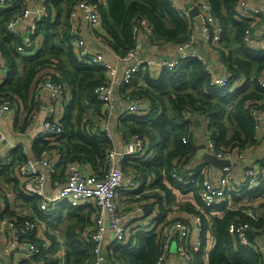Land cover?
<instances>
[{
  "label": "trees",
  "instance_id": "obj_1",
  "mask_svg": "<svg viewBox=\"0 0 264 264\" xmlns=\"http://www.w3.org/2000/svg\"><path fill=\"white\" fill-rule=\"evenodd\" d=\"M81 1L97 4L105 31V43L121 56H125L134 46L132 27L136 19H145L150 24L152 32L149 42L175 46L189 39L190 22L170 0H105L104 3L101 0H53L49 10L54 8L57 11V19L49 17L39 23L38 36H43L41 49L34 56L22 57L17 49L20 35L9 34L6 29L17 9H6L0 5V53L6 61L8 77L0 86V97L12 98L16 102L18 99L25 102L28 97L32 98L37 74L43 70L49 72L53 65L58 66L61 78L67 84V91L72 94L70 100L67 96L66 112L61 120L65 132L57 140V145L51 147L49 142L41 141L38 143L41 146H35L36 156L48 151L53 153L51 148L60 153L57 173L50 182L57 183V186L65 184L68 168L75 163H84L86 166L92 162L98 163L101 168L98 175L102 177L108 151L113 148L104 129L103 132L100 128L103 119L99 117L103 115L104 107L94 93L96 87L104 82V69L79 61L70 47L69 19L74 6ZM208 1L224 27L221 43H225L229 51L224 67L233 79L243 77L242 86L233 92H230V87L215 88L211 85L212 77L207 73L206 64L195 58L181 60L174 72L163 70L156 79H152L148 71L143 73L142 81L136 80L135 84L140 86L135 92L149 101L152 112L147 116L122 115L116 130L119 125L124 128L122 134L125 144L133 136L146 139L148 151L154 154V158L142 161L127 157L124 171L137 176L138 181H141V174L152 176L153 186L159 189L162 181L167 179L183 193L191 194L194 205L189 212L202 221L201 248L193 253L192 264H264L263 256L255 249L235 242L231 231V227L238 222L237 218L243 223L257 224L261 230L264 220L252 222L245 215L246 208H228L227 203L206 208L199 196L200 186H195L198 182L201 185L203 180V176L192 169L198 152L194 134L202 121H208V131L216 151H246L258 144L256 124L249 109L256 101L264 105V89L256 81V76L264 71V51L251 50L243 44L248 25L240 20L236 12L238 0ZM63 16L64 24L61 20ZM61 24L65 29L61 30V34L56 33ZM21 60L26 64L23 77L18 79ZM89 110L92 111L91 115ZM195 119L200 121L198 127L195 126ZM97 130L99 136L94 133ZM184 138L188 141L185 142ZM12 154L15 164L27 158L21 148L14 149ZM175 169L183 180L189 182L188 185H183L172 175ZM14 172V166L0 165V176L11 179L17 188L15 192L18 198L30 201L38 208L37 197H27L21 193L20 182ZM253 193L259 195L261 202L258 208L264 210V182L256 191L244 193V196L251 197ZM232 195L234 203L240 202L235 192ZM154 196L159 203L166 200L165 197L162 200L159 194ZM144 198L145 195H141V199ZM167 202L172 204L169 197ZM12 207L11 201L5 197L4 210L10 212ZM163 210L161 219H164ZM57 213L61 216L66 213L67 217L63 231L65 264H86L92 257L93 243L81 233L91 226L96 209L91 205L75 208L63 203ZM207 232L212 234L214 241L208 257L204 251ZM49 237L54 244L52 253H55L60 242ZM123 244L113 243L110 248L117 264H157L161 257V241L155 234L141 233L137 229ZM46 263L59 264V260L51 255L47 257Z\"/></svg>",
  "mask_w": 264,
  "mask_h": 264
},
{
  "label": "built area",
  "instance_id": "obj_2",
  "mask_svg": "<svg viewBox=\"0 0 264 264\" xmlns=\"http://www.w3.org/2000/svg\"><path fill=\"white\" fill-rule=\"evenodd\" d=\"M38 3L42 9L38 16L31 23L25 36L16 32L18 26L29 17L30 11L23 9L16 13L6 25L7 32L13 35H20L21 41L17 47L20 54L29 55L38 43L35 40L38 37L39 23L45 18L53 15L49 7L53 6V0H33ZM174 7L184 16L188 22L197 19L201 27V39L204 47L212 46L215 48V54L218 57L219 66H224L222 62L221 51L223 46L221 39L223 37L224 27L218 21L214 14L212 4L208 0H190V5L185 8H177L176 1L170 0ZM0 5H5V0H0ZM191 11H197V16L193 17ZM236 12L241 21L248 27L245 31L243 44L253 49L259 46L264 50V0L261 6L253 5L251 0H238ZM133 29L134 46L125 56L117 54L111 46L104 44L105 31L102 26L101 16L97 4L89 1L78 2L71 11L69 19L71 29L70 47L75 52L77 59L88 65H96L104 69V82L96 87L95 96L103 104V119L101 130L104 129L109 137L113 148L108 151L105 172L100 178H87L85 176L86 165L84 163H75L69 166L66 181L63 186H55L50 190L46 187L50 183L53 175L57 173V165L60 159V153L45 152L34 158H25L24 161L15 164L13 147H6V136L0 131V165L14 166L15 175L19 179L21 193L27 197H37L39 216H31L21 209V203L17 197L12 198L10 212L4 210L5 196L0 193V234L4 235L5 244L0 250L1 255L5 256L10 264H47L46 259L53 255L59 260V264H65V246L62 242L57 245L58 249L52 253L54 246L49 236L53 234L49 219L57 214L63 203H68L71 207L80 208L91 205L96 209L95 226L88 233V240L93 243L92 257L86 264H108L117 261L111 256V246L113 243L123 244L129 236L130 226L125 222L126 216L118 213L120 209L119 196L122 192L133 190L137 176L126 174L124 171L126 158L131 157L142 161H151L154 154L148 151V142L141 136L131 137L124 149L119 150L115 147L113 137L109 133L110 122L117 117V110L120 106L124 107L125 116H147L151 111V104L140 93H136V80L142 81V74L149 72L152 79L160 76L163 70L174 72L181 60L195 58L206 64L207 73L212 77L211 85L218 89L230 87L233 92L242 86L243 77L233 79L227 71L222 75L217 74V69H213L208 64L207 54L195 50L196 40L193 28L189 31V39L173 46L176 58H162L160 56L141 57L144 50V44L149 42L152 28L145 19H136ZM260 22V24H258ZM85 28L91 34V37L100 45V51L90 49L85 37L80 33ZM112 57L109 59L107 55ZM228 56V55H227ZM4 58L0 53V68L4 66ZM58 66L53 65L51 70H43L37 74L35 83L34 98L38 101L47 98L48 116L42 122L41 137L49 142V146L57 145V140L64 134L65 129L61 120L65 115V105L67 101V84L64 82L61 71ZM61 78L59 80H55ZM257 83L264 89V71L256 78ZM12 99V98H11ZM7 97H0V118L13 114L17 107V102ZM249 109L251 117L256 124L257 146L240 151L233 149L231 151H216L214 142L210 138L208 131L203 130V140L205 148L209 154H212L219 160L228 161L230 164L221 169L208 164L205 160L192 169L195 173L203 176L200 186L199 196L206 208L227 203L231 208L234 204L232 193H236L240 202L238 207L246 208V216L250 221L264 220V210L258 206L261 199L257 193L244 196V193L256 191L264 182V105L260 101L253 103ZM38 110L35 107L30 114L29 125L36 124ZM206 128V127H205ZM103 131V130H102ZM103 131V132H104ZM99 136L98 130L94 132ZM185 142L188 141L184 138ZM257 153L255 158L251 155ZM208 166H204V164ZM194 173H192L193 175ZM172 175L183 185L189 182L182 179L179 172L175 169ZM233 179H235L233 181ZM0 188H4L0 185ZM256 200H260L256 203ZM24 204L22 205V207ZM20 207V209H19ZM16 209V210H15ZM237 210V208H236ZM260 211L261 217L258 216ZM231 227L235 236V242L241 246L255 249L263 256L264 261V226L259 229L256 225L243 223L238 220ZM187 219L175 220L165 226V240L163 244V256L157 264H164L171 240L177 238L178 256L181 264H186L189 257L201 248V226L202 221L194 216L193 228ZM142 232V228L139 227ZM195 236V242L191 241V234ZM110 233L113 237L111 244L106 245V237ZM254 239L251 240L250 236ZM173 236V239H172ZM0 264H2L0 262Z\"/></svg>",
  "mask_w": 264,
  "mask_h": 264
},
{
  "label": "crops",
  "instance_id": "obj_3",
  "mask_svg": "<svg viewBox=\"0 0 264 264\" xmlns=\"http://www.w3.org/2000/svg\"><path fill=\"white\" fill-rule=\"evenodd\" d=\"M175 1L177 8L185 9L190 5V0H175ZM251 1L255 6H261L263 3V0H251ZM100 2L104 3L105 0H101ZM3 7L6 9H14V10L17 9L16 13H20L23 9H27L30 11L29 17L25 19L16 29V32L21 34L22 37L25 36V32L28 26L31 23H33L34 19L38 16V14L42 9V7L33 0H5V5ZM49 17L52 19V15H50ZM258 24H260V22H258ZM262 27H264V24L262 25ZM192 28H193L192 32L195 31V37H194L196 40L195 50H199L200 52L207 54L208 64L213 69H217L218 75H222L224 72H227L224 66L222 65L219 66V62L217 59L218 57L215 54V48L210 45L204 47V44L200 37L202 29L197 19L191 20L190 31L192 30ZM80 33L85 37L90 49H92L93 51L101 50L100 45H98L96 41L91 37L89 31L83 28ZM35 40L38 43L37 47L34 48L33 51L29 53V55L21 54L22 57H31L39 52V50L42 47L43 36H38L35 38ZM222 46H223V51H221V58H222V62H224L227 57V54L229 56V51L227 50L225 43L222 42ZM251 50L264 51L259 46H256ZM154 55L160 56L162 58H176L178 56V54L175 53L174 49L172 48V45L162 44L160 46V49L152 48L149 47L148 45H145V49L141 52V57L145 58ZM25 64L26 62H24L23 60L19 61L18 79L22 78L24 75ZM6 78L8 77H7V64L5 61L4 66L0 68V86L3 84ZM67 96L68 99L72 98V94L69 90L67 91ZM18 100L19 101L17 102L18 103L17 107L14 109L13 114L8 115L7 117L4 118H0V131L3 132L6 136L7 139L5 143L6 147H13L15 149L21 148L22 151L26 153V156H28L29 158H34L36 157L35 146L41 141H47L42 139L41 131H42V122L48 116V111H47L48 100L47 98H45L42 99V101H38L34 98L33 95L32 98L28 97L25 100V102L23 101V99H18ZM35 107L38 110L36 124L29 125L28 115ZM124 107H125L124 105L119 107V109L116 112L118 116H122V114L124 113ZM118 119L119 118L117 117L115 120L110 122L109 133L111 137H113L115 147H117L119 150H122L124 149L125 146L124 145L125 138L122 133L118 134L116 130L119 121ZM206 126H207V122L203 120L200 127L198 128L195 127V129L196 128L197 129L195 130V134H194L195 135L194 142L198 147V152L193 164L200 165L201 161H203L202 156L204 155L205 152H207V150L205 151V141L203 140V130L205 129ZM38 145L41 146V144ZM50 150L55 151L52 148ZM256 155L257 153L251 155V157L255 158ZM100 170H101L100 165L98 163L92 162V164H88L86 166L85 176L87 178H100L101 176L98 175ZM10 180H7L6 178L3 179L0 176V183L1 185L4 186V188H0V193L4 194V196L8 200H12V198L15 197L18 198V194L16 195L15 192L17 188L16 186H14L13 183H11L12 181ZM141 181L140 182L142 183V185L139 186L138 192H132V190L127 192H122L123 194L120 195L119 202L125 210L127 211L130 210L129 211L130 213L129 212L126 213L128 215H127V219L125 220V222L130 226L129 236H132L137 229L139 231L138 226L142 228V232L139 231L141 233L155 234L161 241V256H163V242L165 240V230H166L165 226L168 225L169 222L174 221V219L185 218L187 219V221H189L188 223L193 228L194 216L189 211H190V207L194 205L193 203L194 200L191 194L183 193L178 186L174 185L172 182H170L167 179L166 180L164 179L162 181L161 183L162 187H160V189L157 188V186H153L152 176L149 175L146 176L141 174ZM56 185L58 184L49 183L46 189L50 190ZM158 194L162 200L165 197L166 200L168 201V197H169V201H172V204H169L165 199L161 201V203H159L154 196ZM141 195H145V198L141 199ZM18 200L21 203V210L25 211L27 214L31 216H39L38 214L39 210H37L38 208L35 207L36 205L34 204L32 205V202L30 201L27 200L25 201L23 199L21 200L20 197L18 198ZM129 200H132L133 203L130 205H123V201H129ZM23 204L24 206L22 207ZM162 206H164L163 207L164 210L162 209ZM165 208H167V210ZM162 210L164 211L163 212L164 219L163 218L161 219ZM51 218L52 219L50 221V226L53 232L51 238L54 237L57 243L62 242L64 244L65 240H64L63 231L65 229L61 230L57 226L59 224H62L63 221L67 218L66 213L62 214V216L60 215V213H57L55 216ZM95 219L96 217L94 216L91 226L88 229L87 228L84 229V231L81 233L85 238H87L89 231H91L92 228L95 226ZM205 239H206V244L204 251H205V255H207L208 257V253L211 251L214 245L212 234L210 232H207ZM112 240H113L112 235L108 233L106 237V245L111 244ZM171 241L172 242L170 244V249L167 255L165 256L166 260L164 264H181L177 252L179 246L177 238ZM191 241L195 242V236L193 232L191 234ZM4 244H5L4 235L0 234V250L2 249ZM0 262L2 264H10L8 259L5 256L1 255V253H0ZM192 262H193V255L189 257V260L187 261L186 264H192Z\"/></svg>",
  "mask_w": 264,
  "mask_h": 264
},
{
  "label": "rangeland",
  "instance_id": "obj_4",
  "mask_svg": "<svg viewBox=\"0 0 264 264\" xmlns=\"http://www.w3.org/2000/svg\"><path fill=\"white\" fill-rule=\"evenodd\" d=\"M53 15H52V19L53 20H55V19H57V11L53 8ZM64 17L65 16H63L62 17V24H64L65 22L63 21L64 20ZM61 24V26H58V28H57V31H56V33H59V34H61V30H63V29H65V27H63V25ZM88 31V30H87ZM91 35V34H90ZM104 44H106L105 43V41H104ZM107 45V44H106ZM145 45H148L149 47H152V48H157V49H160V46L162 45V43H156V42H147V43H145L144 44V46ZM133 48V47H132ZM131 48V49H132ZM172 48H173V45H172ZM144 49H145V47H144ZM128 53V52H127ZM112 57L110 54H108L107 55V57L109 58V59H111L110 57ZM259 76V74L256 76V77H258ZM89 113H90V115L92 114V111L91 110H89ZM117 128V127H116ZM124 131V128L121 126V125H119V127H118V134L119 133H122ZM128 166V165H127ZM126 168V165H125V167H124V169ZM235 179H233V181H234ZM136 183H135V185H134V187H133V190H132V192H138V188H139V186H141L142 185V183L140 182V181H135ZM120 198V196H119V194H118V199ZM38 200H39V198H38ZM260 202V200H256V203H259ZM133 203V201L132 200H129V201H123V205H130V204H132ZM238 203H239V201L237 202V203H234V204H232L231 205V207H232V209H236L237 207H238ZM37 204H38V202H37ZM32 205H33V203H32ZM31 205V206H32ZM121 205V204H120ZM119 205V207H120V209L118 210V213H119V215H121V216H126V215H128V214H126L127 212H129V211H127V210H125L123 207H122V205L120 206ZM135 209H136V207H135ZM125 212V213H124ZM130 213V212H129ZM125 214V215H124ZM258 216H260L261 217V214H260V211L258 212ZM66 224V219L63 221V223L62 224H59L57 227L59 228V229H61V230H64L65 229V225Z\"/></svg>",
  "mask_w": 264,
  "mask_h": 264
},
{
  "label": "water",
  "instance_id": "obj_5",
  "mask_svg": "<svg viewBox=\"0 0 264 264\" xmlns=\"http://www.w3.org/2000/svg\"><path fill=\"white\" fill-rule=\"evenodd\" d=\"M191 15L193 17L197 16V11H191ZM200 125V121L196 120L195 121V126H199ZM206 151V148H205ZM202 159L205 160L208 164L215 166L218 169L223 168L224 166L229 165L230 163L228 161H224V160H219L217 159L215 156H213L212 154H209L208 152H205L204 155L202 156ZM250 239L253 240L254 237L251 235Z\"/></svg>",
  "mask_w": 264,
  "mask_h": 264
},
{
  "label": "clouds",
  "instance_id": "obj_6",
  "mask_svg": "<svg viewBox=\"0 0 264 264\" xmlns=\"http://www.w3.org/2000/svg\"><path fill=\"white\" fill-rule=\"evenodd\" d=\"M196 120H198V119H196ZM196 120H195V121H196ZM195 121H194V122H195Z\"/></svg>",
  "mask_w": 264,
  "mask_h": 264
}]
</instances>
